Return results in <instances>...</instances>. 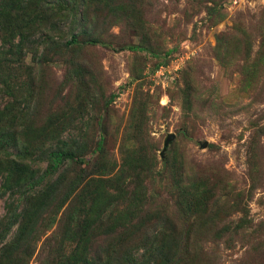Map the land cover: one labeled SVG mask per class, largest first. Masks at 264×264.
Masks as SVG:
<instances>
[{
    "label": "rangeland",
    "instance_id": "obj_1",
    "mask_svg": "<svg viewBox=\"0 0 264 264\" xmlns=\"http://www.w3.org/2000/svg\"><path fill=\"white\" fill-rule=\"evenodd\" d=\"M62 1L70 14L59 29L32 26L25 64L9 71L33 81L35 92L22 106V145L9 149L27 147L25 161L37 176L51 149L92 152L84 165L68 163L45 180L64 171L67 200L40 220L28 264H51L72 249L64 241L67 218L99 178L118 183L106 187L116 202L92 238V256L97 264H123L130 246L168 229L186 176L210 215L199 220L205 223L183 264H264V0ZM72 35L105 44L69 47ZM2 183L0 222L11 195ZM122 211L133 214L127 228L114 221Z\"/></svg>",
    "mask_w": 264,
    "mask_h": 264
},
{
    "label": "trees",
    "instance_id": "obj_2",
    "mask_svg": "<svg viewBox=\"0 0 264 264\" xmlns=\"http://www.w3.org/2000/svg\"><path fill=\"white\" fill-rule=\"evenodd\" d=\"M90 2L100 4L113 0H73L68 7L74 4L86 6ZM62 4V0H0V177L3 180L2 190L11 191L6 204V214L0 222V264H28L27 259L30 256L28 254L37 239L38 227L40 228L42 222L40 220H43L48 209L54 207L60 209L67 200L66 196L63 199L60 194L61 188L65 185L62 176L64 171L47 186H43L45 180L58 174L68 163L84 165L82 162L84 160L81 159L92 152L86 148L77 152L70 145H67L70 148L65 146L51 149L44 153L48 162L45 173L37 176L25 161L27 147H24V152L19 150L23 155L13 154L9 149L20 148L22 145L23 137L20 131L22 106L35 95L33 81L24 84L20 78L11 77L9 71L14 69V64H25L26 53H29L26 41L32 26L51 25L53 31L59 29V21L64 19L65 14H70L66 10L65 13L64 10H60ZM4 32H8L5 40L1 38L4 37L2 36ZM18 35L21 41L16 44ZM50 42L53 43L51 47L59 44L54 38ZM66 44L73 47L103 45L105 42L97 39L81 41L76 35H72ZM130 49L137 51L140 47ZM6 95H9L7 101L4 100ZM10 97L12 101H8ZM49 138H55L54 134L49 135ZM98 148H101L100 143ZM164 163L165 166H169V159L164 158ZM188 178L186 176V182ZM116 182L115 178L96 179L93 183L96 188L94 194L85 198L79 209L67 218L64 241L71 244L72 249L60 253L51 264H97L91 252L94 246L92 238L110 216L107 212L116 202V196L107 191L106 187L108 185L112 188L114 184H111ZM180 182L179 188H176L178 215L168 216V229L148 235L149 240H144L148 244L143 246L134 244L124 251L123 264H183L185 258H189V249H192L189 241L196 227L199 231L203 228L205 221L200 223L199 220L210 213L207 201L205 203L200 197L191 195L196 189L188 188L184 178ZM86 186H89V183ZM120 188L122 189L121 186ZM201 191L198 190V193ZM205 199L207 200V197ZM117 217L114 219L115 223L127 228L133 214L130 211H122ZM142 249L143 253L140 254Z\"/></svg>",
    "mask_w": 264,
    "mask_h": 264
},
{
    "label": "water",
    "instance_id": "obj_3",
    "mask_svg": "<svg viewBox=\"0 0 264 264\" xmlns=\"http://www.w3.org/2000/svg\"><path fill=\"white\" fill-rule=\"evenodd\" d=\"M175 139V135L174 134H170L166 141H165V145H164V150L163 152L161 153V157L163 158L164 157V153L165 151L168 149V147L170 146L171 142Z\"/></svg>",
    "mask_w": 264,
    "mask_h": 264
}]
</instances>
